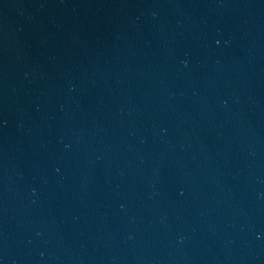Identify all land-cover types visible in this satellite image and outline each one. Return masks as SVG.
<instances>
[{
  "label": "water",
  "instance_id": "1",
  "mask_svg": "<svg viewBox=\"0 0 264 264\" xmlns=\"http://www.w3.org/2000/svg\"><path fill=\"white\" fill-rule=\"evenodd\" d=\"M0 264H264V0H0Z\"/></svg>",
  "mask_w": 264,
  "mask_h": 264
}]
</instances>
